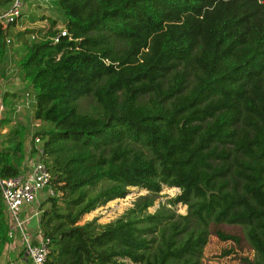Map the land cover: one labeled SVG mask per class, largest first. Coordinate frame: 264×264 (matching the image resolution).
I'll return each instance as SVG.
<instances>
[{
  "label": "trees",
  "instance_id": "obj_1",
  "mask_svg": "<svg viewBox=\"0 0 264 264\" xmlns=\"http://www.w3.org/2000/svg\"><path fill=\"white\" fill-rule=\"evenodd\" d=\"M56 3L67 31L58 44L55 20L36 40L35 30L0 29V79L16 38L18 78L46 126L39 135L57 193L39 221L49 264H201L210 235L240 243L223 224L244 232L255 252L245 264H264V0ZM18 93L3 101L25 98ZM85 98L92 112L80 111ZM26 135L0 137L1 178L20 173ZM165 187L180 190L167 203L186 214L148 212ZM130 188L152 197L113 222L80 223ZM7 232L0 192V264Z\"/></svg>",
  "mask_w": 264,
  "mask_h": 264
},
{
  "label": "built area",
  "instance_id": "obj_2",
  "mask_svg": "<svg viewBox=\"0 0 264 264\" xmlns=\"http://www.w3.org/2000/svg\"><path fill=\"white\" fill-rule=\"evenodd\" d=\"M48 1L13 0L10 5L0 8V29L6 30L9 26H16L26 15L24 8L28 4L30 5L29 10H33L36 6H46L45 3ZM36 33L31 35L32 40L41 39L42 35L39 36ZM66 36L67 31L62 30L50 39L53 44H58ZM7 45L9 46V63L4 69V77L0 79V93L6 92V85H9L13 77H18L19 72L11 61V39H7ZM15 80H18V78ZM15 82L18 83V81ZM25 101L26 106L30 107L29 110H32L34 97L31 93L27 92L25 94ZM3 112L4 108L0 100V118ZM34 122L36 126L42 125L41 121L34 120ZM25 152L26 159L21 164L20 173L7 178L0 177V192L6 209L8 225L7 236L9 241L6 253L7 255L10 252L12 253L13 247L16 245L20 248L19 256L23 263L49 264L52 242L40 229L39 221L43 211L39 214L38 208L42 202L55 198L57 193L54 189L50 169L44 162L45 150L41 135L32 134ZM34 218L37 219L38 226L36 230L30 231L27 225Z\"/></svg>",
  "mask_w": 264,
  "mask_h": 264
},
{
  "label": "rangeland",
  "instance_id": "obj_3",
  "mask_svg": "<svg viewBox=\"0 0 264 264\" xmlns=\"http://www.w3.org/2000/svg\"><path fill=\"white\" fill-rule=\"evenodd\" d=\"M46 6L38 7L36 6L35 9L29 10L30 5L28 4L27 7L24 8V13L26 15L18 22L16 26H14V31H26V30H35L37 31L36 34L39 36L43 35L47 32V30L51 26V21H56V26L54 29L57 31H62L64 29V18L56 0H49L45 3ZM35 34V33H34ZM29 40H32L31 35L28 36ZM12 40V39H11ZM11 53V61L15 64L19 61V59L24 54L22 44L14 38L10 45ZM17 67V66H16ZM18 77H13L12 81L9 82V86H13V83L16 84L15 79ZM18 82L20 83V79L18 78ZM19 88L16 90L10 89L12 93H18L22 96H25L27 92L30 93L27 87H24L20 83L18 86ZM23 89V90H22ZM8 92L0 93L1 97V104L3 105L4 112L2 117L7 119L8 122L1 128L0 126V137L2 138L3 143L5 142L4 136L13 130H23L24 128L27 130L26 140L24 147L26 148L27 144L29 143L30 138L32 137L33 133L39 134L43 130L46 129V126L39 125L36 126L34 123V119L32 117V110H29L30 107L26 106L25 98L16 97L13 102L10 100L6 103L3 101V97ZM10 93V92H9ZM11 94V93H10ZM97 108V104L91 98H85L80 100V111L82 112H92L94 109ZM8 110V111H7ZM22 110V111H21ZM7 112V114H5ZM22 113L23 115H20ZM0 118V121L2 120ZM6 138V137H5ZM18 139V138H17ZM17 141V140H16ZM26 159V152L25 157L22 159L23 163ZM180 190L178 188H168L165 187L162 192L158 195H153L155 199L154 206L148 209L149 213H154L161 205H165L167 209L171 211H176L178 214L184 215L186 214L187 207L185 205L178 204L176 207L170 206L167 201L174 198L175 196L179 195ZM150 193L146 190L138 189V188H130L129 194L124 199H116L107 203L105 206L97 208L95 211L86 214L81 224L95 220L98 224H107L110 222L115 221L120 216L124 215L127 210L133 207L134 202L141 196L149 195ZM152 197V195H149ZM41 205V206H40ZM39 205L38 210L44 212V210L48 209L50 204L47 202H42ZM34 208H36L34 206ZM38 222L37 219H33L27 225L30 231H34L37 229ZM222 230L238 234L240 236V243L236 244L232 241H220L216 236L210 235L208 238V243L204 247L202 251V255L200 257L201 264H245L244 258H248L253 260L255 258V252L250 248L246 236L242 229L238 226L227 225L223 224L220 226ZM127 264H133L128 262Z\"/></svg>",
  "mask_w": 264,
  "mask_h": 264
},
{
  "label": "crops",
  "instance_id": "obj_4",
  "mask_svg": "<svg viewBox=\"0 0 264 264\" xmlns=\"http://www.w3.org/2000/svg\"><path fill=\"white\" fill-rule=\"evenodd\" d=\"M15 81H18V80H15ZM20 83L19 82L16 84L13 83L12 87L9 85H6L5 91L12 93L10 89H13V90L18 89L19 88L18 86L20 85ZM19 253H20V248L16 245L13 247L12 253L10 252L8 255L5 250L2 264H25L20 260Z\"/></svg>",
  "mask_w": 264,
  "mask_h": 264
},
{
  "label": "water",
  "instance_id": "obj_5",
  "mask_svg": "<svg viewBox=\"0 0 264 264\" xmlns=\"http://www.w3.org/2000/svg\"><path fill=\"white\" fill-rule=\"evenodd\" d=\"M22 111V110H21Z\"/></svg>",
  "mask_w": 264,
  "mask_h": 264
}]
</instances>
